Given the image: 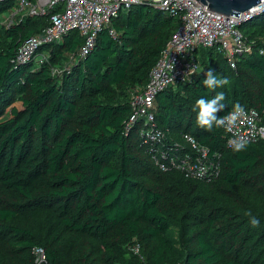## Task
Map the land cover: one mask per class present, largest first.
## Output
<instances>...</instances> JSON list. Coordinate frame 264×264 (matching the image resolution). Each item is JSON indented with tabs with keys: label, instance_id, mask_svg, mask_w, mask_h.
<instances>
[{
	"label": "trees",
	"instance_id": "16d2710c",
	"mask_svg": "<svg viewBox=\"0 0 264 264\" xmlns=\"http://www.w3.org/2000/svg\"><path fill=\"white\" fill-rule=\"evenodd\" d=\"M15 5L0 0V17ZM49 17L0 24V264H36L37 247L47 264H264V139L234 152L222 127L201 128L193 110L220 91L226 106L218 117L237 102L264 105V13L239 25L253 51L236 69L219 48H200L203 71L155 100L159 128L178 141L191 134L220 154L214 181L160 170L141 146L142 120L127 131L132 97L145 88L178 17L135 4L86 55L73 31L20 61L19 49ZM209 69L229 85L205 88Z\"/></svg>",
	"mask_w": 264,
	"mask_h": 264
},
{
	"label": "built area",
	"instance_id": "2783aa9c",
	"mask_svg": "<svg viewBox=\"0 0 264 264\" xmlns=\"http://www.w3.org/2000/svg\"><path fill=\"white\" fill-rule=\"evenodd\" d=\"M260 1L257 7L238 17L215 12L198 0H16L14 11L5 24L11 25L18 15L50 16V24L44 32L30 37L19 49L18 59L26 62L41 45L61 41L73 31H78L84 38L82 55L88 54L99 32L121 11L135 4H149L178 17L181 24L152 67L145 88L132 97L133 113L127 131L142 120L141 146L149 147L160 170H176L190 179L214 181L221 175L220 154L212 153L191 134L183 133L178 141L171 136L169 128H159L155 123V100L164 90L186 83L203 71L196 53L200 48H219L230 66L236 69L237 61L253 51V45L245 40L239 25L264 13V0ZM57 73L60 71L53 70L54 75ZM244 109L245 114L235 124L230 128L222 127L228 148L230 139L244 137L247 144L264 139V105ZM201 168H206V172L198 175ZM133 250L139 253V247ZM33 252L37 264H47L42 248H34Z\"/></svg>",
	"mask_w": 264,
	"mask_h": 264
},
{
	"label": "clouds",
	"instance_id": "9594fccd",
	"mask_svg": "<svg viewBox=\"0 0 264 264\" xmlns=\"http://www.w3.org/2000/svg\"><path fill=\"white\" fill-rule=\"evenodd\" d=\"M261 54H264L262 52ZM202 85L210 90L215 91L218 88H223L229 85L230 81L227 77L218 76L211 69L205 73V78L201 81ZM226 96L223 91L216 92V94L210 98H199L196 100L193 110L196 111V123L201 128H205L209 131L215 127H228L230 128L236 123L237 119L245 114V109L238 102L234 104L233 110L223 117H218L217 113L225 108ZM195 146V141H193ZM228 146L234 152H241L246 149L247 140L244 137H238L230 139ZM206 172V168H201L198 171V175H203ZM246 215L249 217L248 223L251 227H258L260 224L259 219L248 211Z\"/></svg>",
	"mask_w": 264,
	"mask_h": 264
},
{
	"label": "water",
	"instance_id": "95a60500",
	"mask_svg": "<svg viewBox=\"0 0 264 264\" xmlns=\"http://www.w3.org/2000/svg\"><path fill=\"white\" fill-rule=\"evenodd\" d=\"M208 5V9L226 16H238L257 7L260 0H198Z\"/></svg>",
	"mask_w": 264,
	"mask_h": 264
},
{
	"label": "rangeland",
	"instance_id": "374dc122",
	"mask_svg": "<svg viewBox=\"0 0 264 264\" xmlns=\"http://www.w3.org/2000/svg\"><path fill=\"white\" fill-rule=\"evenodd\" d=\"M9 16H10V13L8 14V13H5L4 15H2L1 17H0V24H5L6 23V21H7V19L9 18ZM62 68H63V66H62ZM56 75V74H55ZM14 106H17L19 109H22L23 108V105H22V103L21 102H16L15 104H14ZM35 255V254H34ZM35 258H36V255H35ZM36 261V260H35ZM37 264V263H36Z\"/></svg>",
	"mask_w": 264,
	"mask_h": 264
}]
</instances>
